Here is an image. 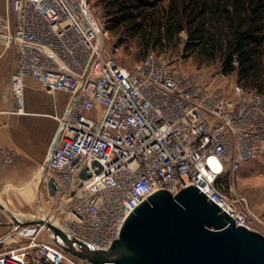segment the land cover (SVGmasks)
Listing matches in <instances>:
<instances>
[{"label": "built area", "instance_id": "obj_1", "mask_svg": "<svg viewBox=\"0 0 264 264\" xmlns=\"http://www.w3.org/2000/svg\"><path fill=\"white\" fill-rule=\"evenodd\" d=\"M107 36L91 0H6L0 14V40L19 50L10 81L16 111H24L27 79L67 94L68 107L74 101L47 172L62 187L56 197L67 200L63 227L109 248L148 197L196 184L237 225L259 231L264 220L255 218L237 173L264 158V91L222 71V79L197 81L158 51L124 66L107 52ZM45 230L20 227L14 236L26 242L1 254L0 264H94L65 252Z\"/></svg>", "mask_w": 264, "mask_h": 264}, {"label": "water", "instance_id": "obj_2", "mask_svg": "<svg viewBox=\"0 0 264 264\" xmlns=\"http://www.w3.org/2000/svg\"><path fill=\"white\" fill-rule=\"evenodd\" d=\"M73 103L51 143L43 177L60 143ZM97 163L94 162V166ZM102 169L100 166L97 173ZM91 176L88 168L80 173L83 180ZM5 189L7 186L2 191ZM47 189L51 197H56L62 187L56 185L52 176L47 181ZM73 197L75 200V193ZM38 208L42 215L13 211L0 199V209L13 221L3 240L14 236L20 227L37 225L48 230L53 241L65 252L94 264H264V234L237 225L236 219L196 184L176 194L166 189L155 192L133 210L123 225L120 238L105 249L76 238L56 217L48 215L41 207V191Z\"/></svg>", "mask_w": 264, "mask_h": 264}, {"label": "trees", "instance_id": "obj_3", "mask_svg": "<svg viewBox=\"0 0 264 264\" xmlns=\"http://www.w3.org/2000/svg\"><path fill=\"white\" fill-rule=\"evenodd\" d=\"M100 1L109 29L138 38L146 56L177 45L186 32L185 51L199 62L220 60L224 74L264 91V0Z\"/></svg>", "mask_w": 264, "mask_h": 264}, {"label": "crops", "instance_id": "obj_4", "mask_svg": "<svg viewBox=\"0 0 264 264\" xmlns=\"http://www.w3.org/2000/svg\"><path fill=\"white\" fill-rule=\"evenodd\" d=\"M5 9L6 0H0V14H4ZM18 58V47L0 40V144L5 149L0 157V191L7 186L0 193V199L4 204L10 202L13 211L18 204L29 203V180L24 171H29V160L41 159L42 148L52 137L56 124L60 125L57 117L65 114L69 101L67 94L49 93L37 81L27 79L24 111H16L17 104L10 96V81ZM7 216L0 209V251L3 244L10 242L12 245H6L8 250L0 255L26 242L17 236L3 240L12 225Z\"/></svg>", "mask_w": 264, "mask_h": 264}, {"label": "rangeland", "instance_id": "obj_5", "mask_svg": "<svg viewBox=\"0 0 264 264\" xmlns=\"http://www.w3.org/2000/svg\"><path fill=\"white\" fill-rule=\"evenodd\" d=\"M94 14L98 16L102 22L107 26L108 36L106 38V49L119 63L124 66L131 67L136 62L143 60L147 52L141 46L138 38L129 35L112 32L108 27V17L106 16L102 2L100 0H91ZM182 40L177 45H173L167 50L160 51L159 54L163 60H167L174 64L178 69L185 70L190 73L197 81L205 77H216L222 79L221 71L222 64L220 60L213 63H201L192 55L185 51L184 40L187 38V33L181 34ZM230 81H237V75L232 74ZM41 86V85H40ZM58 123L53 128L52 137L48 140L42 148V156L39 161L29 160V171H24L29 180V203L18 204L16 211L24 209L27 212L42 215L38 208V194L41 191V207L48 214L56 217L59 222L63 220L64 209L67 208V200L62 195L58 197H50L47 189V175L43 177L44 167L49 159V151L54 136L58 130ZM32 166L33 168H31ZM237 183L240 191L247 197L251 210L258 220H264V158L251 161L244 164L241 170L237 173ZM9 207L10 202H5ZM16 207V205L14 206ZM10 208V207H9ZM13 210V209H12ZM11 222L12 219L7 216ZM258 224V223H257ZM259 231L264 234V225H257ZM44 235H48L45 230ZM46 238V237H45ZM5 243V242H4ZM10 242L3 244V249L0 252L8 250Z\"/></svg>", "mask_w": 264, "mask_h": 264}]
</instances>
